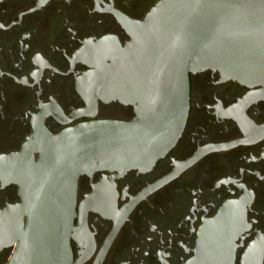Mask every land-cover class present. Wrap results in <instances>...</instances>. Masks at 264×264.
<instances>
[{
  "label": "flooded vegetation",
  "instance_id": "1",
  "mask_svg": "<svg viewBox=\"0 0 264 264\" xmlns=\"http://www.w3.org/2000/svg\"><path fill=\"white\" fill-rule=\"evenodd\" d=\"M156 1L0 0V264L28 221L23 164L75 124L134 117L86 92L85 53L124 45L117 15L143 19ZM189 82L184 129L151 168L79 176L69 264H264V100L219 71Z\"/></svg>",
  "mask_w": 264,
  "mask_h": 264
},
{
  "label": "water",
  "instance_id": "2",
  "mask_svg": "<svg viewBox=\"0 0 264 264\" xmlns=\"http://www.w3.org/2000/svg\"><path fill=\"white\" fill-rule=\"evenodd\" d=\"M117 17L130 40L103 38L97 54L86 51L92 71L82 84L104 102L133 106L135 115L75 124L51 136L38 161L23 164L28 175L17 182L26 186L28 221L8 264L71 262L65 232L79 176L143 171L163 157L187 120L190 73L219 71L264 100V0H157L143 19Z\"/></svg>",
  "mask_w": 264,
  "mask_h": 264
}]
</instances>
